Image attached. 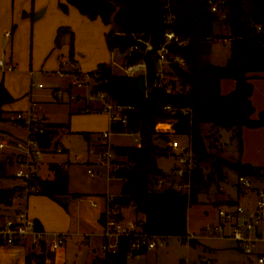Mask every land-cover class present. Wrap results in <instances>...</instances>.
Instances as JSON below:
<instances>
[{"label":"trees","instance_id":"obj_1","mask_svg":"<svg viewBox=\"0 0 264 264\" xmlns=\"http://www.w3.org/2000/svg\"><path fill=\"white\" fill-rule=\"evenodd\" d=\"M165 3L166 0H161ZM223 7L227 17L220 19L211 10L208 0H167L168 10L174 15L169 25L184 43L171 41L167 48L172 54H179L185 59V65L170 62L171 72L175 74L178 88L167 91L166 83L158 85L156 68V51L144 52V45L130 50L137 36L149 37V14L147 0H66L59 6L67 10V4L74 5L78 11L88 18L99 17L110 28L105 32V40L109 50L123 53V64L143 59L146 63V82L144 85L134 83L135 76L116 73L112 65L100 62L96 68L86 74L93 78L96 89L106 90L119 103L128 105L127 122L111 123L110 128L139 132L141 145H111L115 156L110 159V177L121 178L119 193L108 201L121 215L120 208L131 206L143 230L164 236L176 235L185 240L188 233V209L198 202L199 194L208 191L214 181L226 177V169L230 168L237 174L259 177L264 175V166L253 165L241 158H227L211 152L206 143L204 125L209 124L219 133V128L233 129V137L237 139L241 151L243 146L242 129L244 126H263L264 110L254 117L255 106L251 95L253 82L251 78L257 72L264 71V33L256 31L253 23L264 18V0H224ZM26 14V13H23ZM32 14V13H31ZM30 14V16H31ZM221 20L230 28V33L217 35L229 37L231 54L225 64H216L207 59L209 44L216 33L214 24ZM60 30H67L59 27ZM69 30V29H68ZM69 41V58L73 55V35L71 30ZM57 43V41H55ZM77 73L78 71L75 70ZM232 78L236 81L234 88L222 92L221 81ZM70 88V86H69ZM68 88V89H69ZM13 100V96L0 82V120L4 119L2 105ZM165 104L176 108L188 107L190 112L182 114L179 110L169 112ZM83 108V106L81 107ZM80 108V109H81ZM79 109V110H80ZM172 120V127L158 128L156 124ZM60 122H45L44 130L36 132L39 144L50 148L56 140L54 134L62 127ZM66 125V124H65ZM89 138V131H81ZM174 134H187L194 152V164L191 172H185L183 179L190 178V192H182L172 186H156L159 176L168 175L162 170L156 157L160 154L175 151L169 141ZM12 157L5 156L0 160V178L7 176L5 164L12 162ZM206 165H204V163ZM53 171L51 178L37 176L32 184L35 190L29 193L46 195L64 207L66 203L59 196L71 194L78 197L80 193L69 192V175L67 168L60 163L50 162ZM208 168V169H207ZM19 184L0 185V204L10 205L15 196L20 195ZM106 214H99L101 224ZM36 227L41 228L38 221ZM196 239H191L192 245ZM130 250V238L120 236L114 251H104L94 256L90 264H127ZM144 248L132 254L144 252ZM44 246L37 249L29 246L25 255V264H47Z\"/></svg>","mask_w":264,"mask_h":264},{"label":"crops","instance_id":"obj_2","mask_svg":"<svg viewBox=\"0 0 264 264\" xmlns=\"http://www.w3.org/2000/svg\"><path fill=\"white\" fill-rule=\"evenodd\" d=\"M65 1L66 0H0V57H4L14 64L13 70L0 71V82L2 81L3 85L13 96L12 101L2 105L4 119L0 120V122L6 121L12 125L14 124L13 118L17 113L34 108V111L42 115L46 122H60L64 124L62 127L57 128V132L54 134L53 138H55L60 131H89L90 134L93 135L97 133L98 137H100L102 132L110 128L111 123L107 113L102 111L82 112L79 109L84 106L83 101H58L54 98L53 100L51 94L52 90L45 92L42 85L34 86V83H40L34 80V76L51 77L53 74H57L60 81L55 82L56 84L51 86L52 89L57 87L66 88L69 86L75 88L72 82L76 76L72 71L77 70L79 73L86 75L87 71L95 69L100 62L111 64L113 54L118 52L116 49L109 50L106 44L105 32L110 28V24H105L99 17L93 19L88 18L86 15L80 13L74 5L69 3L67 4V10L61 9L59 3ZM59 27L67 30H60L58 32ZM68 29L71 30L73 35L72 59L69 58V41L71 36ZM5 30L11 31L10 37L4 36ZM55 41H57V43ZM224 42L227 43L226 41ZM251 81L253 82L251 99L255 106L253 116L257 117L259 112L264 110V72H259V75L251 78ZM222 82L226 83L225 88H222ZM235 84L236 81L234 79L230 81L222 79V92L226 91L225 89H227V87L232 90ZM53 103H65L68 105L65 118H59L58 120L48 115L44 106ZM95 104L96 103H91V106ZM161 123L166 126L171 125L170 127H164L165 129L172 127L171 120ZM24 129L23 126H18V128L14 130L5 129L1 127L0 124V141L25 138L26 130ZM242 139L243 146L241 151L238 147L237 158H241L243 161L253 165L264 166V125L256 127L244 126L242 129ZM63 149L66 150L64 147ZM2 155L12 157V162H10V174L0 178V185L8 186L15 184V179L12 177L14 156L10 153L8 148L0 150V157H2ZM42 163L43 160L41 164ZM66 167L68 171V166L66 165ZM50 171L52 172L51 176L47 175L43 177L40 175L39 170L38 174L42 178H51L53 176V171L51 169ZM237 175L239 176V174ZM251 177H253V180L249 176L253 184L252 187L243 189L237 182L236 195L232 197H221L216 202V205L227 201L239 200L248 208H253L256 201V188L264 187V175ZM68 189L69 192H72L70 190V182H68ZM246 190H248L247 193H245ZM72 199L76 201L78 198L72 196ZM59 200L62 201L60 198ZM98 203L96 202V205L92 206L96 207ZM104 203L103 200V207L99 209L96 218L98 225L95 222L92 231L88 228L81 230L80 226H78V217L69 212L67 206L64 207L58 201L38 193H30L25 197L20 195L15 196L10 205L0 204V213L12 214L19 208H25L29 215L38 221L41 228L45 231L47 238H52L56 233L65 234L64 244L53 252L49 251L50 257L48 261H46L47 264H77L76 259L72 260L70 263V260L67 258V240L69 236H79V245L81 242L89 244L88 250H86L84 263L90 264L94 256L104 252L100 248L102 242V236L100 235L102 224L99 220V214L104 210ZM130 210H133V207H121V217H123V219H134L131 213H136ZM125 211H127V214H130L127 215ZM93 219L95 220V218ZM215 220L216 217L213 216L212 221ZM188 231L192 230L188 229ZM90 235L97 237V242L93 240L90 243ZM199 239L190 245L195 249L200 248L202 250L200 255L204 254L203 256H205L204 252L207 250L208 252L210 251L211 254L213 253L212 258L210 257L211 261H214V258L217 256L218 264L221 261L220 255L225 252L222 250L223 247L227 249L229 254H235L226 244H222L219 246L222 248H219L208 245ZM216 239L220 241H233V247L243 253L234 240L226 238ZM28 247V242L0 244V264H25V255ZM155 248L145 249L144 252ZM133 255L135 254H129L128 257ZM244 255L250 264H258L253 260V257L246 254ZM234 261L235 260L232 261L228 259L226 264H238ZM243 263L246 264L245 261Z\"/></svg>","mask_w":264,"mask_h":264},{"label":"built area","instance_id":"obj_3","mask_svg":"<svg viewBox=\"0 0 264 264\" xmlns=\"http://www.w3.org/2000/svg\"><path fill=\"white\" fill-rule=\"evenodd\" d=\"M211 10L219 15L220 19L227 17V11L223 4L224 0H208ZM165 13V30L164 38L159 48L156 50V68L155 74L157 75L158 85L162 84L165 77L164 64L170 62H176L180 66L185 65V59L179 54H172L169 52L167 45L171 41H177L178 43H184L185 40L179 39L178 35L169 26L174 20V15L168 10V3H162ZM256 31L264 33V18L261 21H255L253 23ZM11 31L5 30L4 36L10 37ZM209 39H213L209 37ZM224 41L228 42L229 38L224 37ZM144 45V52L152 49V44L149 42V37L144 38L137 36L136 42L130 46V50L139 48V44ZM123 73L133 76L138 75L136 72L141 71V75L146 82V63L143 59L120 65ZM14 69V64L0 57V71H10ZM92 77L86 74L85 79L82 81L76 76L72 82L73 86L83 87L84 92L82 95L79 92L73 90V88H53L52 96L55 100H77L81 99L84 102L82 112L89 111H102L107 113L110 123L127 122V109H130L128 105L117 102L111 94L106 90L96 89L93 85L90 86ZM41 83H34V86H41ZM69 88V89H68ZM167 91L172 88L165 86ZM91 103H96L91 106ZM164 109L169 112H175L179 110L182 114H188L190 109L188 107L176 108L171 104H165ZM172 121V120H171ZM13 122L22 125L26 130V136L23 139L15 138L12 140H1L0 150L8 148L10 153L14 156V170L13 176L19 179L25 189V196L35 190V184L31 182L38 174L39 165L42 162V155L50 148H43L37 138L36 132H42L44 130L45 118L36 113L34 108L27 109L19 112L13 118ZM161 123V122H160ZM157 126V124H156ZM161 128V127H158ZM114 132L119 133H131L135 139V145H141V138L139 132L129 131L127 129L114 130L109 128L102 132L101 138L104 142L109 144V135ZM170 147L175 151L177 165L168 171V175L159 176L156 180V186H172L173 188L182 192H190L191 180L183 179L185 172L190 173L194 164V152L190 143L180 145L177 139H171L169 142ZM61 147H55V151L60 152ZM113 150V149H112ZM111 151L104 150L102 154H97V158L100 163L105 162L107 166L108 176L111 168L110 159L113 158ZM87 172L90 175H95L97 171L87 168ZM110 177V176H109ZM239 186L243 189L252 187V181L249 176L241 174L238 176ZM92 205H96L95 201H91ZM107 209L103 210L106 214L105 222L102 224L100 235L102 236V242L100 248L103 251H114L118 245V239L120 236H126L130 238V250L129 254L137 252L140 249H151L157 245H161L166 242V236L159 234L148 233L143 230L137 219H123L121 215H118V210L113 206L109 207L107 203ZM45 231L42 228L36 227L35 219L29 215L25 208H19L14 213H0V244H16L26 243L29 246H33L40 249L44 246L48 251L53 252L59 249L65 242L64 233H56L52 238H47ZM203 234L200 235L194 231H188L185 235L184 243H189L191 239H199L202 237L210 238H226L232 239L237 242L241 251L253 257V260L258 264H264V187L256 188V201L253 208H248L243 202L239 200L227 201L220 203L217 206V218L215 221H207L203 226ZM180 238V237H179ZM181 240V238H180ZM182 241V240H181ZM202 261H209L210 258L206 256L201 257ZM48 261V259H46Z\"/></svg>","mask_w":264,"mask_h":264},{"label":"rangeland","instance_id":"obj_4","mask_svg":"<svg viewBox=\"0 0 264 264\" xmlns=\"http://www.w3.org/2000/svg\"><path fill=\"white\" fill-rule=\"evenodd\" d=\"M214 32L216 35L213 37L209 44V53L207 59L216 64H225L227 63L230 54L231 46L230 39L227 43L224 42L222 37L217 35H226L230 33V28L221 20H217L214 24ZM229 38V37H228ZM111 64L113 71L116 73H123L120 65L123 64V54L119 51L113 54ZM164 69L166 71L163 81L166 83V86L171 87V82L174 81V89L178 88L179 83L176 81L175 74L171 72V68L168 64H164ZM75 76L79 77L82 81L85 79L86 75L72 71ZM264 72V71H260ZM137 74H140L141 71H137ZM259 75L257 72L255 77ZM90 86L93 85V78H90ZM34 80L40 82L44 87L45 92L52 90L51 86L59 82L57 74H53L51 77L43 76H34ZM226 81L233 80L231 78H225ZM134 83L136 85H144L145 90L148 89L147 82H145L144 77L135 76ZM226 83L222 82V88H225ZM51 88V89H50ZM172 88V87H171ZM73 90L79 92L80 95L84 92L83 87L73 88ZM228 92L231 89H225ZM53 99V96H52ZM54 100V99H53ZM60 101V100H59ZM63 101H82L81 99L77 100H63ZM68 105L65 103H53L45 105L44 109L47 110L48 115L53 119L65 118L67 113ZM6 121L0 122L1 127L5 129L14 130L21 127L22 125L17 123L9 124ZM171 126V125H170ZM164 126V124L158 122L157 127H170ZM25 130V129H24ZM8 131V130H7ZM203 132L206 134V143L208 149L211 152L220 154L227 158L236 159L238 151L237 139L233 137V129L229 128H219V133L212 128L209 124L204 125ZM98 137V134H90L89 138H85L82 132H69V131H60L55 136L54 140H57L51 147L50 150H47L42 155L43 163L40 165L39 173L41 176H51L52 172L50 171L48 164L49 162H58L63 164L65 167L68 166L70 190L72 192L77 191L80 195L76 201L72 199V195L65 194L59 196V198L66 202L67 210L71 212L74 216L78 217V226L81 230L88 228L92 231L94 228L93 224L97 222V214L99 209L103 207L104 200V210L107 209L108 201L112 198L113 195L119 193L121 178L119 177H109L107 166L105 162L100 163L97 154H102L104 150L111 151L112 155L115 156V152L108 145V142H104V139ZM177 139L180 145H185L189 143V136L187 134H174L171 139ZM109 144L113 145H134L135 139L131 133H119L114 132L109 135ZM61 147L60 152L55 151V147ZM63 147L66 149L64 150ZM5 156L2 155L0 160L4 159ZM158 166L165 172L171 171L174 166L177 165L176 156L172 153L160 154L156 157ZM204 163V162H203ZM206 165V163H204ZM67 168V167H66ZM87 168H91L95 171V175H90L87 172ZM5 169L7 174H10V163L5 164ZM208 169V168H207ZM12 176V175H11ZM237 172L233 169H226V177L219 181H214L208 191L201 192L199 194L198 202L192 204L188 209V229L197 232L198 234H203V226L208 220H212L213 216L217 218V206L216 202L221 197H232L236 195L237 191ZM15 179V184H19L22 187L20 196L25 197V189L22 182L12 176ZM253 180V177L250 176ZM247 189V188H245ZM246 190L245 193H247ZM105 194V195H104ZM110 195V196H108ZM74 200V201H73ZM95 200L98 205L96 207L92 206L91 201ZM73 201V202H72ZM72 202V203H71ZM219 204V203H218ZM113 207V205H109ZM131 212L134 211L130 210ZM127 214V211H125ZM125 214V215H126ZM130 214V213H128ZM127 214V215H128ZM132 218L142 217L140 214L131 213ZM136 215V216H135ZM95 218V220L93 219ZM95 225V226H97ZM79 236H69L67 240V258L70 260L76 259L77 264H85L84 259L86 255V250H88V243L81 242L78 244ZM97 237L90 235V243L94 240L97 242ZM215 247H219L222 244H226L227 247H230L235 254H229L226 248H222L223 254L220 255L221 261L219 264H226L227 260H235L238 264H250L247 261L246 256L240 251L236 250L233 247V241H220L216 238L202 237L199 239ZM235 250H234V249ZM218 249V248H217ZM201 249H195L188 243H183L179 240V237L176 235H170L166 237V242L153 250H148L147 252L135 254L129 256L127 259V264H218L217 256L214 258V261H211L213 253L208 250L205 253L207 258H210L209 261H202L201 257L204 254H201ZM47 259L50 257L48 249H45Z\"/></svg>","mask_w":264,"mask_h":264},{"label":"water","instance_id":"obj_5","mask_svg":"<svg viewBox=\"0 0 264 264\" xmlns=\"http://www.w3.org/2000/svg\"><path fill=\"white\" fill-rule=\"evenodd\" d=\"M149 14V42L156 51L164 38L165 13L161 0H147Z\"/></svg>","mask_w":264,"mask_h":264},{"label":"bare ground","instance_id":"obj_6","mask_svg":"<svg viewBox=\"0 0 264 264\" xmlns=\"http://www.w3.org/2000/svg\"><path fill=\"white\" fill-rule=\"evenodd\" d=\"M165 126V125H164Z\"/></svg>","mask_w":264,"mask_h":264}]
</instances>
